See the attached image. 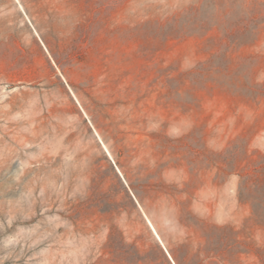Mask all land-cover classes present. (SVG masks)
<instances>
[{
	"label": "rangeland",
	"instance_id": "obj_1",
	"mask_svg": "<svg viewBox=\"0 0 264 264\" xmlns=\"http://www.w3.org/2000/svg\"><path fill=\"white\" fill-rule=\"evenodd\" d=\"M264 264V0H0V264Z\"/></svg>",
	"mask_w": 264,
	"mask_h": 264
},
{
	"label": "trees",
	"instance_id": "obj_2",
	"mask_svg": "<svg viewBox=\"0 0 264 264\" xmlns=\"http://www.w3.org/2000/svg\"><path fill=\"white\" fill-rule=\"evenodd\" d=\"M161 257L163 258V260L167 263L170 264L167 257L165 256V254L163 252H161ZM193 264H200L199 261H193Z\"/></svg>",
	"mask_w": 264,
	"mask_h": 264
}]
</instances>
